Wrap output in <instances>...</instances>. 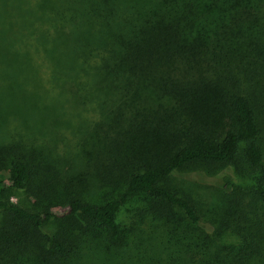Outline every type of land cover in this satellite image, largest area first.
Wrapping results in <instances>:
<instances>
[{
  "label": "trees",
  "instance_id": "obj_1",
  "mask_svg": "<svg viewBox=\"0 0 264 264\" xmlns=\"http://www.w3.org/2000/svg\"><path fill=\"white\" fill-rule=\"evenodd\" d=\"M9 1L6 79L46 71L100 93L104 108L90 149L69 153L75 176L29 141L0 144V264H83L127 237L140 250L138 236L158 241V258L148 248L126 263L264 264V0ZM223 166L243 183L224 184L202 213L169 182ZM93 184L111 196L87 200ZM15 192L38 204L10 201ZM133 200L138 234L118 221Z\"/></svg>",
  "mask_w": 264,
  "mask_h": 264
},
{
  "label": "rangeland",
  "instance_id": "obj_2",
  "mask_svg": "<svg viewBox=\"0 0 264 264\" xmlns=\"http://www.w3.org/2000/svg\"><path fill=\"white\" fill-rule=\"evenodd\" d=\"M52 3L54 0H40V4L44 7L50 8ZM42 11L45 12L46 9L42 8ZM19 62L23 66L24 61L19 59ZM1 68L0 61V144L16 138L29 141L35 147L43 149L49 158L56 160L62 173L69 176L79 174V168L74 166L76 161L71 159L69 153L78 148L90 149L89 143L92 141L89 134L94 129V123L102 117L104 108L101 104L102 95L90 90L92 95L86 96V93L82 94L85 90L66 86L58 80L51 83L46 79V71L43 73L42 70L40 73L33 74L40 76L38 81L35 77L21 80L15 76L11 78L8 74L9 79H6V71L2 72ZM21 71L23 73L24 68ZM169 182L178 194L188 197L195 203L201 213L203 207L207 208L218 201L224 184L234 186L243 183L235 176L230 166L213 169L199 168L196 171L181 170L172 175ZM110 190L107 187L93 184L86 192V199L103 201L111 196ZM7 196L10 201L24 208H34L38 204L37 199L21 192L10 193ZM141 206L140 201L133 200L122 207L118 214V221L122 228L126 230L134 228L135 233H139L138 229L144 226L143 222L138 220L136 210ZM100 237L104 239L102 235ZM138 237L142 243L140 250L133 248L130 237H127L121 247L110 245L108 248H111L106 251L107 254L104 252L106 249L102 248L93 249L91 254L86 253L83 264H130L126 263L129 257L138 255L139 252L143 253L144 249L148 252L151 249L153 256L158 258L156 253L158 241Z\"/></svg>",
  "mask_w": 264,
  "mask_h": 264
}]
</instances>
